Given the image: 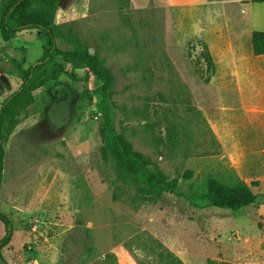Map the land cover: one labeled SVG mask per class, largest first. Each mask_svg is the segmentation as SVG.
<instances>
[{
    "label": "rangeland",
    "instance_id": "rangeland-1",
    "mask_svg": "<svg viewBox=\"0 0 264 264\" xmlns=\"http://www.w3.org/2000/svg\"><path fill=\"white\" fill-rule=\"evenodd\" d=\"M56 22L110 74L116 131L175 191L141 202L116 180L102 81L60 57V84L36 90L37 103L2 129L0 213L12 239L0 264H165L167 252L184 264H264V56L253 54L242 6L61 0ZM45 46L36 30L0 36V109ZM208 179L245 183L259 203L210 207L196 199ZM5 232L0 221V240Z\"/></svg>",
    "mask_w": 264,
    "mask_h": 264
},
{
    "label": "trees",
    "instance_id": "trees-1",
    "mask_svg": "<svg viewBox=\"0 0 264 264\" xmlns=\"http://www.w3.org/2000/svg\"><path fill=\"white\" fill-rule=\"evenodd\" d=\"M61 0H8L0 5V36L7 42L22 31L36 30L40 40L45 41L43 57L22 74V83L19 89L10 96L0 109V181L2 176V129L13 128L18 117L28 112V107L37 103L33 93L56 82L65 74L64 67L57 61L64 57L73 62L79 69L86 72L87 77H98L102 81L99 88L101 97V111L104 120L106 137V158L111 165V171L117 181L128 188L136 190L138 200L147 202L159 199L164 193H174L175 184L169 182L166 176L153 162L139 152L134 151L132 145L116 131L108 92L111 89L112 77L102 70L97 59L92 56L85 45L76 42L71 33L63 32V25L56 22ZM64 39L72 44L71 51H63L57 47V40ZM252 51L255 56L264 55V32L254 31L251 37ZM207 72L210 76L215 73L216 67L213 57L206 45L202 53ZM210 76L207 81L210 80ZM28 115V114H27ZM176 140V139H175ZM174 138L172 139V142ZM115 197H117L115 195ZM197 200L207 201L208 206L221 210L237 211L259 203V196L242 182L232 185L217 179H208L206 191L196 196ZM0 221L5 226V236L0 240V260L2 251L12 239L11 222L0 213ZM165 264H184L172 253L162 254ZM207 264H222L209 260Z\"/></svg>",
    "mask_w": 264,
    "mask_h": 264
},
{
    "label": "crops",
    "instance_id": "crops-1",
    "mask_svg": "<svg viewBox=\"0 0 264 264\" xmlns=\"http://www.w3.org/2000/svg\"><path fill=\"white\" fill-rule=\"evenodd\" d=\"M164 6L169 7H185L193 4L201 3L207 0H154ZM219 1L221 3H232L242 6L243 11L248 17V34L251 39L254 31L264 32V0H210ZM255 56V55H254ZM264 56V55H261ZM256 56V57H261Z\"/></svg>",
    "mask_w": 264,
    "mask_h": 264
}]
</instances>
